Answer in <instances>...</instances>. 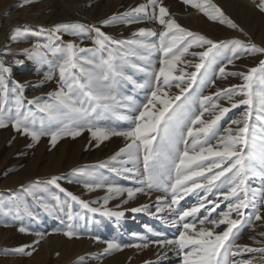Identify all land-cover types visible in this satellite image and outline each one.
Returning a JSON list of instances; mask_svg holds the SVG:
<instances>
[{
	"label": "snow or ice",
	"instance_id": "6c2138e0",
	"mask_svg": "<svg viewBox=\"0 0 264 264\" xmlns=\"http://www.w3.org/2000/svg\"><path fill=\"white\" fill-rule=\"evenodd\" d=\"M183 3L210 21L248 35L212 0H183ZM257 7L264 12V0H259ZM143 20L156 22L161 30L141 27L124 40L102 30ZM46 31V43L38 42L23 49L20 55L40 61L48 53L56 57L51 62L54 69L45 74L44 81L56 79L58 73L57 87L48 94L51 102L41 103L37 98L27 103L34 104L40 113L58 123L45 127L33 118L32 110L24 107V86L19 81H13L15 112L6 107L12 69L0 59V128L11 125L33 143L47 136L53 147L66 137L76 139L85 132L95 147L113 137H122L125 144L111 157L114 163L105 162L98 167L123 171L137 178L143 176L138 182L146 188L112 184L88 168L73 169L67 176L53 175L46 181L47 185L54 186L83 208L109 217L124 214L107 207L110 199L126 194L127 199L122 203H127L140 193L163 192L164 195L156 197L154 213L148 205L131 211L149 212L177 229V234L168 238L147 226V232L156 239L145 236L142 243L132 245L107 241L105 253L123 247L148 249L151 245L159 249L155 264H163L169 251L179 258L180 264H264V232L258 233L260 240L250 238L259 247L236 243L245 230L254 229L255 222H264V59L245 71L226 70L246 55L264 56V46H257L250 39L248 43L240 39L214 40L182 27L164 0H147L129 12L103 19L99 26L61 22ZM64 35L81 38V43L83 39H91L94 47H82L75 40L64 43ZM21 38L20 30L13 29L10 39ZM154 52L160 54L158 69L150 64ZM189 56L194 59H186ZM129 59L148 61L144 67L133 64L146 74L141 85L146 92L142 103L125 106L117 89L120 80H132L124 72V62ZM13 63L23 64V60ZM230 77L242 83L217 85V81ZM173 88L178 91L173 92ZM210 88L215 91L203 94ZM241 106L244 107L241 117L228 120L232 109ZM124 107L128 114L122 119L130 121L126 128L113 129L97 123L98 110L117 111ZM80 178H87L83 183L88 191L106 189L100 207H90L61 184L62 180L79 183ZM21 187L45 202L40 194V181ZM189 196L194 197L195 203L182 205L181 201ZM161 213H167L168 218ZM68 219H72L71 214ZM18 231L25 233L28 229L21 226ZM37 235L42 239L44 233ZM63 235L79 238L71 223L66 224ZM93 238L99 241V237ZM39 243L40 240L35 242ZM35 250L33 246L31 250L19 247L12 251L31 256ZM245 254L251 255L244 259ZM78 264H83V259Z\"/></svg>",
	"mask_w": 264,
	"mask_h": 264
},
{
	"label": "rangeland",
	"instance_id": "374dc122",
	"mask_svg": "<svg viewBox=\"0 0 264 264\" xmlns=\"http://www.w3.org/2000/svg\"><path fill=\"white\" fill-rule=\"evenodd\" d=\"M212 2L221 7L225 14L248 35L244 36L226 25L208 20L197 9L185 5L183 0H164L170 13L182 27L214 40L240 39L248 43L250 39L257 46H264V12L257 7L259 0H212ZM146 3L147 0H0V59L12 69L8 79L9 93L6 107H10L12 112H15L13 98L16 93L13 91V81H19L24 86L25 109H31L33 118L45 127L56 125L57 121L45 113H40L34 104L27 103L37 98L41 103L51 102L48 94L57 87L58 73L56 79L44 81L45 74L54 69L51 62L56 57L48 53L42 61L30 60L20 55L22 50L31 48L38 42L46 43V30L56 23L78 22L99 26L100 21L113 14L129 12L132 8ZM149 11H151L150 6ZM141 27L161 30L156 22L149 20L130 26L115 24L102 30L116 39L124 40L131 38L132 33ZM13 29H19L22 33V38L18 41L10 39ZM69 40H75L82 47H94L91 39H83L81 43V38L64 35L63 42ZM194 50L199 51V49ZM5 52L16 55H5ZM159 55L154 52L150 57L151 66L156 69L159 67ZM186 59L194 58L189 56ZM261 59H264V56L246 55L237 60L234 66L229 65L226 70L245 71L257 66ZM15 60H23V64L13 63ZM147 63L148 61L138 59L124 62L125 75L132 77V80H120L117 89L125 106L144 101L146 89L141 85L145 83L146 74L133 67V64L144 67ZM42 82V86H37ZM240 83L242 81L235 77L217 81L219 87ZM172 91L178 90L173 88ZM212 91L215 89H206L203 94L207 95ZM243 110V106L232 109L227 119H239ZM98 111L100 115L96 118L97 123L104 127L124 129L130 124V121L122 119V116L128 114L127 107L117 111ZM94 144V141L90 142L87 132L76 139L66 137L53 147L47 136H43L38 143H33L30 137L17 133L11 125L0 128V264H78L80 259H83V264H146V262L155 264L156 253L159 250L156 246L150 245L148 249L123 247L122 250L109 253H105V249L107 241L132 245L142 243V237L145 236L156 239L157 237L152 233L147 232V226L165 233L168 238L174 237L177 234L176 227L166 224L164 220L149 212L131 211L135 207L148 205L150 212L154 213L156 197L164 195L163 192L153 190L150 195L140 193L127 203H122L127 199L126 194L110 199L107 207L124 214L119 217H109L83 208L78 202L70 201L54 186L47 185L46 181L53 175L67 176L73 169L88 168L112 184L126 188H146V185L138 182V179H144L143 176L137 178L123 171L112 172L108 168L98 167L105 162L114 163L111 157L125 144L122 137H113L99 147H95ZM84 179L87 178H80L79 183L62 180L61 184L68 192L88 202L90 207H100L103 198L107 195L106 189L88 191L84 187ZM36 181L42 184L40 194L45 198V202L37 200L21 187ZM192 203H195L192 196L181 201L184 206ZM221 208H224V204H221ZM69 214L72 216L70 221ZM160 215L165 219L168 218L167 213ZM67 223L74 226L79 238L69 239L63 235ZM21 226L28 231L19 232ZM260 232H264V222L257 221L254 229L245 230L236 243L259 247L260 245L255 244L250 238L262 239L258 235ZM38 233H44L42 239L37 235ZM93 237H99V241ZM37 240H40L38 245L35 244ZM33 246L36 250L31 256L14 254L12 251L19 247H27L31 250ZM250 255L245 254L243 258L248 259ZM170 261L173 264H180L179 258L171 251L168 252L167 260L163 264H169Z\"/></svg>",
	"mask_w": 264,
	"mask_h": 264
}]
</instances>
